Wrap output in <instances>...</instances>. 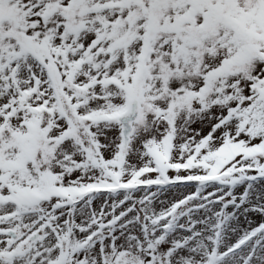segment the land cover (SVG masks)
Segmentation results:
<instances>
[{"label": "snow or ice", "instance_id": "6c2138e0", "mask_svg": "<svg viewBox=\"0 0 264 264\" xmlns=\"http://www.w3.org/2000/svg\"><path fill=\"white\" fill-rule=\"evenodd\" d=\"M0 264H264V0H0Z\"/></svg>", "mask_w": 264, "mask_h": 264}]
</instances>
